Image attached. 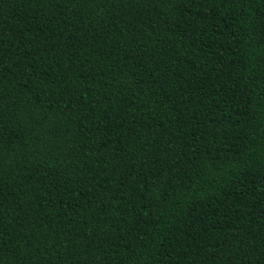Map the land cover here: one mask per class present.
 I'll return each mask as SVG.
<instances>
[{
  "label": "trees",
  "instance_id": "trees-1",
  "mask_svg": "<svg viewBox=\"0 0 264 264\" xmlns=\"http://www.w3.org/2000/svg\"><path fill=\"white\" fill-rule=\"evenodd\" d=\"M0 264H264V0H0Z\"/></svg>",
  "mask_w": 264,
  "mask_h": 264
}]
</instances>
